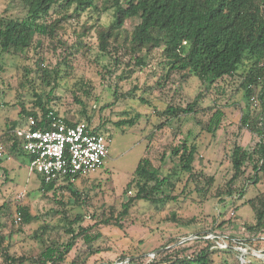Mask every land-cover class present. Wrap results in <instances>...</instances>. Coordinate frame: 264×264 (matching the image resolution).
I'll list each match as a JSON object with an SVG mask.
<instances>
[{
  "label": "rangeland",
  "instance_id": "1",
  "mask_svg": "<svg viewBox=\"0 0 264 264\" xmlns=\"http://www.w3.org/2000/svg\"><path fill=\"white\" fill-rule=\"evenodd\" d=\"M73 10L74 7H70L67 15H73ZM25 17L26 10L18 2L0 1V21ZM57 18L58 15L51 14L47 22ZM111 20L112 12L99 15L79 12L78 16L61 21L54 37L34 35L29 48L23 51L4 49L0 41V205L8 207L1 222L4 225L2 234L6 239L9 237L6 244L10 254L16 257L37 256L42 246L31 235L41 224L48 225L44 238L62 243L69 238L65 233L66 218L72 220L75 214L86 215V212H96L100 218L103 213H108L110 206L119 210L126 196L134 195L133 191H128L124 196L123 192L139 161L146 157L154 169L161 168L166 173L177 166V160L170 156V149L183 140L187 144L196 142L198 151L194 171L202 172L205 178L212 177L213 184L206 187L205 180L198 178L197 185L193 181L185 185L184 177L178 186L163 190L165 195L176 196V202L156 205L138 202L123 223L124 229L101 226L103 238L94 246L106 248V251L89 257L88 262L120 264L121 253L136 248L148 262L155 252L175 247L184 238L192 237L188 241L194 240L198 236L190 234L196 230L214 229L218 235L235 240L251 237L243 228L244 224L253 222V212L246 202L264 191L263 179L253 183L251 173H246L235 182L231 195H217L224 192L233 173L229 162L233 146L239 144L251 150L257 142V137L240 125V117L246 112V102L238 87L239 79L223 84L220 94L215 93V89L204 91L205 86L196 78L182 82L173 75L175 81L168 83L165 78L167 68L159 49L149 54H138L146 65L135 66L132 55L119 48L115 63L112 55L99 50L96 32L98 27H107ZM136 24L137 19H128L124 29L131 31ZM121 37L117 43L110 40L109 48L121 46ZM111 53L114 55L112 49ZM65 57L68 58L67 67L62 62ZM39 62L40 67L48 72L50 85L47 81L42 83L37 66ZM55 68L59 69L61 77L54 84ZM55 85L57 87L48 95ZM198 95L201 98L197 101L195 113L166 121L156 128L164 120L160 114L168 105L185 107ZM47 97L50 99L49 107L59 117L73 122H83L89 117L90 124L101 126L110 136L103 166L86 176L85 181L79 179L70 189L58 191L55 197L40 191L39 177L29 171L25 154L10 153L9 135L12 131L26 128L23 110L40 109L37 103H44ZM216 109L223 113V117L219 129L212 134L201 129L200 124H206ZM259 110V102L255 99L250 112L256 114ZM125 120H132L134 125H116ZM162 154H165L164 160L160 161ZM239 190H243V197L238 196ZM75 192L80 197H76ZM76 198L78 202L84 200L85 204L77 205ZM23 205L38 217L27 226L14 222L16 208ZM172 212L185 222L189 219L194 221L190 225L165 223ZM10 214L13 218L9 217ZM83 222V226L94 223L89 218ZM171 237L180 240L161 248ZM256 247L264 250V241ZM78 249L86 250L81 241H78ZM74 252L64 264L75 259ZM216 261L235 264L233 257L228 256L217 257Z\"/></svg>",
  "mask_w": 264,
  "mask_h": 264
},
{
  "label": "trees",
  "instance_id": "2",
  "mask_svg": "<svg viewBox=\"0 0 264 264\" xmlns=\"http://www.w3.org/2000/svg\"><path fill=\"white\" fill-rule=\"evenodd\" d=\"M2 1V0H0ZM18 2L26 10V17L22 20H1L0 41L4 49L12 48L15 52L28 49L34 35L52 38L60 28V22L66 21L68 17L78 16L79 12L102 14L112 12V20L105 28L98 27L97 39L99 50L104 54L114 57L117 62L119 48L126 49L132 55L135 66H145V61L138 54H147L159 49L165 66L167 68L165 78L168 83H173L174 76L179 81L196 78L204 86V91L215 89V93H222L223 84H231L239 79L238 87L243 93L246 102L245 110L240 117L241 127L257 137V142L251 150L244 149L235 144L232 148L229 162L232 167V176L228 181L221 196L231 195L234 192V184L246 173H251L253 183H258L262 178L264 181V0H11ZM74 7L73 15L68 16L67 11ZM51 14L59 18L47 22ZM128 19H137L131 31L124 29ZM124 35V36H123ZM123 36V37H121ZM122 38V44L118 48H109V41L117 43ZM60 43V40L58 41ZM39 42L37 41V45ZM38 45L37 47H39ZM113 50L114 55L111 53ZM138 56V57H137ZM116 57V58H115ZM64 67L68 65V58L63 60ZM37 64L41 74L42 83L47 81L48 72ZM174 75V76H173ZM60 71H53V83L60 79ZM57 85V84H56ZM51 88L48 95L54 90ZM40 95V94H39ZM132 96V94H131ZM201 95L196 96L192 103L182 106L168 105L162 112L164 120L156 128H160L166 121L177 120L181 116H187L196 112L195 106ZM259 102L260 110L256 114L250 112L253 100ZM143 102L144 100L140 98ZM50 99L47 97L44 103H37L40 109L26 112L24 117H42L52 112L54 117H59L51 107ZM223 113L216 109L206 124H200L201 129L214 134L220 127ZM68 125L77 122L61 117ZM85 122L93 128L97 134L104 136L110 141V136L101 126L94 127L90 124V118ZM117 126H133L132 120L120 121ZM13 129L10 128V131ZM10 153L25 154L22 150L21 141L15 132L9 135ZM196 142L187 144L185 140L178 146L170 149V156L177 160V166L172 167L164 173L161 168L154 169L148 158L143 157L136 166L133 177L126 184L124 196L128 191H133V197H127L117 210L110 206L108 213H103L100 218L96 212L75 214L72 220L66 218L65 233L69 235L66 242H59L52 238H44L48 233V225L41 224L31 237L41 244L42 251L35 257H16L9 252L6 237L2 234L4 225L1 222L8 207L0 205V259L2 264H64L66 258L75 251V259L70 264H112V262H88L89 257L99 256L106 248L101 249L94 246L103 234L102 227H115L124 229L123 223L127 221L130 210L138 202H146L152 205L176 202V196L164 194L165 188H174L186 177L185 185L189 182H199L198 178L205 180V186L213 184V178H205L202 172L194 171V161L197 155ZM164 155L160 161L164 160ZM26 156V155H25ZM2 160L0 159V163ZM161 169V170H160ZM39 177V176H38ZM40 180V191L44 194L51 193L54 197L58 191L70 189L75 182L63 180L62 183H44ZM85 181L86 178H81ZM199 188L198 190H201ZM239 197H243V190H239ZM76 197H80L75 192ZM88 198V197H86ZM222 201V200H221ZM253 212V222L243 225V228L251 235L246 240H235L233 237L224 239L225 248L219 247L220 239H204L208 234L218 235L219 232L210 229L204 232L196 230L191 233L198 236L197 239L184 242L177 246L168 248L163 252H156L153 258L144 261L143 253L138 249L130 252H122L119 263L123 264H223L216 261L217 257H233L235 264H264L262 260L251 255L245 256V262H240L241 253L234 247L245 248L248 253L259 250L258 246L264 240V191L259 192L246 202ZM77 205H84L85 201ZM66 211V210H64ZM12 217V214L9 217ZM17 218L19 221L16 222ZM94 221L92 225L83 226L85 219ZM38 217L31 214L28 206H19L15 210L14 222L21 226H27ZM194 219L187 222L178 219L172 212L164 222H175L181 225H190ZM180 239L171 237L165 248ZM78 241L86 248L77 250ZM188 243H192L189 245ZM159 249V248H158ZM232 255V257H231ZM224 261L227 259L224 258ZM223 261V262H224Z\"/></svg>",
  "mask_w": 264,
  "mask_h": 264
},
{
  "label": "built area",
  "instance_id": "3",
  "mask_svg": "<svg viewBox=\"0 0 264 264\" xmlns=\"http://www.w3.org/2000/svg\"><path fill=\"white\" fill-rule=\"evenodd\" d=\"M26 128L15 132L21 141L22 150L28 159V169L39 176L44 183L63 180L75 182L100 169L107 158L109 142L104 136L97 134L85 122L68 125L61 117H54L49 112L42 117L26 118ZM1 154V147H0ZM19 221L17 218L16 222ZM208 234L204 239H213ZM222 236L219 247L225 248ZM241 253L240 262L251 255L264 263L263 251H248L235 247Z\"/></svg>",
  "mask_w": 264,
  "mask_h": 264
},
{
  "label": "water",
  "instance_id": "4",
  "mask_svg": "<svg viewBox=\"0 0 264 264\" xmlns=\"http://www.w3.org/2000/svg\"><path fill=\"white\" fill-rule=\"evenodd\" d=\"M213 236L214 237H217V238H221L222 236L221 235H215V234H213ZM198 237H195V239H197ZM190 239H192V237H188V238H184V239H182V240H180L179 242H178V244H182V243H184V242H186V241H188V240H190ZM194 239V238H193ZM264 240V239H263ZM157 252H159V251H157ZM156 253V252H155ZM120 264H123V263H120Z\"/></svg>",
  "mask_w": 264,
  "mask_h": 264
},
{
  "label": "crops",
  "instance_id": "5",
  "mask_svg": "<svg viewBox=\"0 0 264 264\" xmlns=\"http://www.w3.org/2000/svg\"><path fill=\"white\" fill-rule=\"evenodd\" d=\"M2 156V154H0V157ZM1 166V165H0Z\"/></svg>",
  "mask_w": 264,
  "mask_h": 264
}]
</instances>
